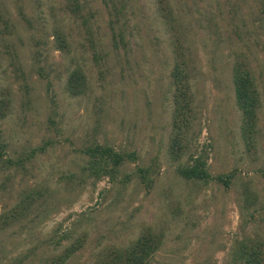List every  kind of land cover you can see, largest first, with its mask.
I'll return each mask as SVG.
<instances>
[{"label":"rangeland","instance_id":"374dc122","mask_svg":"<svg viewBox=\"0 0 264 264\" xmlns=\"http://www.w3.org/2000/svg\"><path fill=\"white\" fill-rule=\"evenodd\" d=\"M159 1L0 0V140L15 162L0 168V264L68 249L65 264H97L148 233L163 236L150 264L245 263L237 251L264 264V0H167L172 25ZM178 41L194 104L176 160ZM240 58L261 94L254 148L236 104ZM77 69L86 89L73 96ZM96 144L124 156L112 175L90 170ZM191 157L207 161L208 184L180 175Z\"/></svg>","mask_w":264,"mask_h":264},{"label":"trees","instance_id":"16d2710c","mask_svg":"<svg viewBox=\"0 0 264 264\" xmlns=\"http://www.w3.org/2000/svg\"><path fill=\"white\" fill-rule=\"evenodd\" d=\"M78 1V0H73ZM160 9L164 12L169 24H173L174 16L172 11L166 7L167 0H160ZM78 8V6H76ZM60 47L66 46L65 40L61 35L58 37ZM178 61L173 71V79L176 84L174 95L175 112L173 123V138L171 142V152L173 157L180 159L187 150L186 133L191 127L193 119L194 95L191 92L190 73L187 67V57L185 47L178 41L177 44ZM234 84L236 86V104L241 112L242 131L244 139L249 147H255L254 135L259 132V111L261 108V94L258 89L255 76L245 58H240L234 67ZM86 89V80L84 72L81 69L75 70L68 79V90L73 96H79ZM6 146L0 140V168L15 164L12 160L6 159ZM85 154L90 158V170L96 174L102 172L104 175H112L124 163V156L111 147H103L96 144L85 150ZM133 157V156H132ZM192 164L179 170L182 177L190 181H199L208 184L212 177L207 171L208 163L203 157H191ZM264 177V171H263ZM229 185L228 181H225ZM15 208L18 215L21 209ZM16 215V216H18ZM12 220L9 216H4V222ZM4 223V226H5ZM163 244V236H157L152 233L143 234L135 243L126 249H113L109 251L97 264H150L155 254ZM242 252V251H241ZM261 252V251H259ZM74 253L73 249H68L62 255L53 258L49 264H65ZM263 253L252 252L250 257L248 253L237 251L236 256L244 260L243 264H262ZM237 258V257H236ZM238 259V258H237Z\"/></svg>","mask_w":264,"mask_h":264}]
</instances>
